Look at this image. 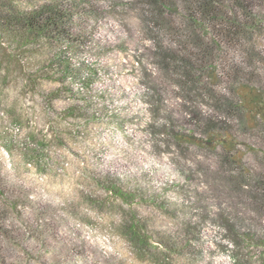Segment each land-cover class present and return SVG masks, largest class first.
Listing matches in <instances>:
<instances>
[{"label": "rangeland", "instance_id": "rangeland-1", "mask_svg": "<svg viewBox=\"0 0 264 264\" xmlns=\"http://www.w3.org/2000/svg\"><path fill=\"white\" fill-rule=\"evenodd\" d=\"M57 1L77 4L86 38L67 51L72 91L59 86L57 110L41 96L0 102V254L13 264H264V236L234 220L244 205L200 169L214 171V148L239 166L264 145V39L256 84H225L230 116L205 132L190 108L213 105H186L159 67L141 0Z\"/></svg>", "mask_w": 264, "mask_h": 264}, {"label": "trees", "instance_id": "trees-1", "mask_svg": "<svg viewBox=\"0 0 264 264\" xmlns=\"http://www.w3.org/2000/svg\"><path fill=\"white\" fill-rule=\"evenodd\" d=\"M141 2L147 7L146 31L156 34L149 39L155 42L152 53L159 67L167 76L177 78L186 105L194 103L199 108V99L212 103L211 113L190 108L192 117L201 123L200 129L207 132L220 127L231 109L226 102L229 96L222 94L225 84H256L253 71L255 59L261 58L255 53L257 44L264 39V0ZM77 7L74 1L0 0V102L4 106L16 108L30 95L41 96L44 106L57 110L59 86L72 91L66 78L71 70L67 51L86 38L84 21L76 22L81 15ZM78 105L72 102L67 113L75 116ZM261 149L253 155L252 164L239 167L238 159H233L235 152L217 147L213 149L218 160L214 171L205 165L200 169L205 176L212 175L220 195L229 193L231 199L244 205L245 212L235 222L264 236ZM0 264L13 262L0 254Z\"/></svg>", "mask_w": 264, "mask_h": 264}]
</instances>
